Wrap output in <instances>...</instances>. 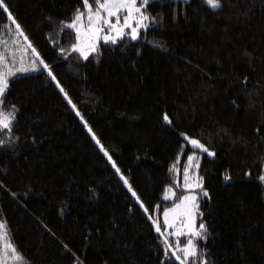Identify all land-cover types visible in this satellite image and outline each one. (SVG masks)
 <instances>
[{"label": "trees", "instance_id": "trees-1", "mask_svg": "<svg viewBox=\"0 0 264 264\" xmlns=\"http://www.w3.org/2000/svg\"><path fill=\"white\" fill-rule=\"evenodd\" d=\"M6 2L149 208L47 71L17 73L3 106L15 105L16 120L0 130V222L22 264H178L149 214L163 230L189 155L209 193L198 199L201 259L264 264V0H222L218 10L206 0H150L155 23L137 40L100 41L88 60L70 50L75 34L65 27L85 11L82 0ZM14 38L0 9V51L8 55ZM168 186L177 195L165 200Z\"/></svg>", "mask_w": 264, "mask_h": 264}, {"label": "snow or ice", "instance_id": "snow-or-ice-1", "mask_svg": "<svg viewBox=\"0 0 264 264\" xmlns=\"http://www.w3.org/2000/svg\"><path fill=\"white\" fill-rule=\"evenodd\" d=\"M206 4L212 10L221 9L223 6L222 0H206ZM149 5L150 0H82L83 9L86 11L76 9L73 18L65 25L66 28L74 30L75 34V42L71 44L70 50L77 53L84 60H88L90 54L98 52L100 41L115 44L118 40L123 39L125 35L129 36L132 40H137L142 30L146 31L151 24L156 22V17L152 16L148 11ZM0 9L6 13L7 20H10L12 25H14L15 36L22 37L23 41L27 42V47L22 51L26 52L30 49L32 53L31 58L27 62H25L23 57L17 62V58L14 55L9 58L4 51H0V130L11 132L17 116L15 105L12 106V111H6L3 107L6 91L9 88V78H15L17 73L46 70L48 76L55 81L56 87L63 93L68 104L76 111V115L84 122L87 131L91 134L96 144L99 145L100 150L111 161L116 172L120 174V178L127 185L132 196L140 202V206L144 212L149 213V208L144 205L140 196L133 189L132 184L129 183L128 178L121 172L116 161L109 154L108 149L97 137L92 127L89 126L87 120L84 119L77 104L73 102L69 93L57 79L50 65L32 45L22 25L10 10V6L6 0H0ZM13 42L15 43V41ZM60 51L65 53L66 50L60 49ZM163 119L168 124H172V119L167 113L163 114ZM181 135H184L193 147L207 152L208 155H215L199 139L187 136L184 133ZM4 143L5 141L0 139V145ZM187 158L189 162H192L194 156L189 155ZM173 167L175 168V166ZM259 179L264 181V175L259 176ZM202 180V177L191 176L188 167L183 169V184L180 185L183 193L171 207L163 209V230L160 220L153 218L149 214V219L152 220L155 231L164 237L165 249L163 254L169 256V252H171V256L178 264H207L206 257L201 259L198 246V241L207 239V227L205 223L201 222L197 224V217L202 214L199 211L198 193L195 190L199 189L203 192L204 196L209 195L207 190L203 188ZM176 195L171 186H168L164 191L165 200L170 197H176ZM156 209L159 210V205L156 206ZM4 229V223L0 222V264H22L25 257L7 238ZM168 229L173 231L168 232ZM171 236L176 237L175 244L170 241L169 237ZM181 237H185L186 240L182 242L180 240Z\"/></svg>", "mask_w": 264, "mask_h": 264}, {"label": "rangeland", "instance_id": "rangeland-1", "mask_svg": "<svg viewBox=\"0 0 264 264\" xmlns=\"http://www.w3.org/2000/svg\"><path fill=\"white\" fill-rule=\"evenodd\" d=\"M86 11V10H85ZM15 41V43L13 42ZM13 41H11L10 43H12L11 51L8 53L9 58L14 55L17 58V62H19V59L21 57L24 58L25 62H27L28 58V54L30 53V49H28L26 52L22 51L23 49H25L27 47V43L25 44L24 42H22V39H20L19 37L14 38ZM91 55V54H90ZM196 165H198V162H190L189 163V174L193 177L198 176V167H196ZM198 193V199L200 198V193L201 191L199 189L195 190ZM176 192V191H175ZM172 198V197H170ZM168 232H171L173 230L168 229Z\"/></svg>", "mask_w": 264, "mask_h": 264}]
</instances>
